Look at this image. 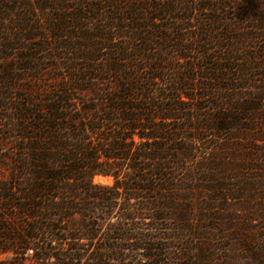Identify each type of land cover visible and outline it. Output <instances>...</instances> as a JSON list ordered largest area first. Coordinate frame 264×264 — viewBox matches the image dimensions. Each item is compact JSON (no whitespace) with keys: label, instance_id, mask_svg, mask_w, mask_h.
Returning a JSON list of instances; mask_svg holds the SVG:
<instances>
[{"label":"trees","instance_id":"obj_1","mask_svg":"<svg viewBox=\"0 0 264 264\" xmlns=\"http://www.w3.org/2000/svg\"><path fill=\"white\" fill-rule=\"evenodd\" d=\"M92 1L0 0V112L16 151L0 264H264V0H219L241 15L199 20L222 23L205 33L216 56L198 51L203 33L183 42V26L157 24L215 5ZM36 38L88 64L47 82L50 44Z\"/></svg>","mask_w":264,"mask_h":264},{"label":"rangeland","instance_id":"obj_2","mask_svg":"<svg viewBox=\"0 0 264 264\" xmlns=\"http://www.w3.org/2000/svg\"><path fill=\"white\" fill-rule=\"evenodd\" d=\"M92 1V0H89ZM100 0H93L92 2H99ZM247 1L248 0H237V2H243L242 6H246L247 5ZM192 2V6H195V4L198 5H202L203 7H207V6H211V5H215L216 7H218L217 11L211 10V9H206L204 8L203 10H197L195 8H193V10H184V11H179L178 13H176V15L178 14V16H191L189 21L187 22H178L175 19V16H162L161 19H159L157 21L158 25H168V26H174L177 28L180 26H183L182 29H180V31L178 30V34L182 37V38H186L185 41L183 42H191L190 40H193L195 37H197L196 34L199 33H203L202 37L203 38H207L206 39V43H208V45L203 46L201 48H199V52L200 53H204V55H207V53H212V55L216 56L217 54H219V50L215 47H211L212 45H217L215 39V41H211V38L208 35H205V33H207L208 28L211 26H213L215 29L217 28V31L213 32L214 34H212V36H219V25H222V23L219 22H215V23H208L206 25L202 24L200 25V27H198V22L199 20H201L203 17H213V16H226L227 19L229 21H232L233 19L236 18L237 15H241L242 13V9L241 6H238L234 3H232L230 6H223L219 0H191ZM227 3H231L230 0H227ZM197 6V5H196ZM220 8V10H219ZM80 12H82L81 10H79ZM77 12V11H76ZM225 26V25H224ZM175 28V30H177ZM192 35L195 36L192 38ZM200 37V36H199ZM69 39V38H68ZM66 39V40H68ZM75 43H77L78 45L80 43H87L86 41H83L82 39L79 38H75ZM43 41H46L48 44H50V47L48 48V53H47V63L45 66V69L41 71V74H43L42 79H47V82H54L56 80H59L61 78H67L69 76V72L73 73L75 72L73 70L72 67H84L85 65L88 64V61L86 59H75L77 57H80V55L77 54H82L81 52H79L78 46L76 49H70V50H66L64 48L61 49H57L56 48V44L55 41L53 39H49V38H42V40L40 38H36L35 39V43H43ZM18 42V41H17ZM72 42V41H71ZM176 43L175 41H171L169 43H167V48L170 50L169 53H176L177 51L175 50L176 48ZM219 43V42H218ZM48 46V45H47ZM11 50V51H10ZM10 50H5L6 52H12L10 54H7V58L6 60L9 63H13L12 57L14 56L13 53H17L15 52V50L10 49ZM68 51V52H67ZM198 51H192L190 53L191 56L193 57H200V53ZM251 51V50H250ZM3 52V51H2ZM106 53V51H99L97 52V54H100L102 56H104V54ZM212 55H209V58H207V56L201 59L200 62L203 61V63L206 65L207 63L209 65H211L210 63H219V59H216L214 61V59H210V57ZM174 58V57H173ZM172 58V59H173ZM194 61V60H193ZM196 62V61H194ZM30 82L28 80L23 82V85H28ZM32 84V83H31ZM213 99L211 97H206L204 99H200L199 101H192L190 102L191 105H193L194 103H199L203 106H208L209 104H211V101ZM1 113H5L4 111L0 112V137L1 136H6V138H8L5 141H1L0 140V183L2 181H5L7 179L10 178V169H9V162L10 160H13V156L16 153V151L13 148V142L10 136H12L11 131H9V128L7 127L6 123H7V119H5ZM191 168L193 167L192 165L190 166ZM98 177V178H97ZM94 181L96 183H101V184H111L113 182V177L112 176H105V175H98L95 176ZM107 222L104 223V226L101 230V235L98 236L97 239L94 240V242L99 241L100 238H103L105 235V232L108 230L107 228ZM95 251L94 246H90V251ZM27 253V252H26ZM25 253V255H26ZM13 253H10L9 255L12 256ZM8 255H1L0 259L6 261V259H8ZM36 261H34V259H27L26 260V264H34ZM142 262H145L146 264H148V262L146 260H142L141 256L131 260V264H141ZM117 263V262H115Z\"/></svg>","mask_w":264,"mask_h":264},{"label":"built area","instance_id":"obj_3","mask_svg":"<svg viewBox=\"0 0 264 264\" xmlns=\"http://www.w3.org/2000/svg\"><path fill=\"white\" fill-rule=\"evenodd\" d=\"M32 250H29L27 253H26V256H32Z\"/></svg>","mask_w":264,"mask_h":264}]
</instances>
